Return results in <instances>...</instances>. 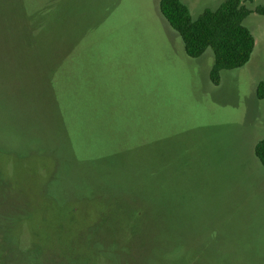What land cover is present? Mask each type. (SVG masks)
<instances>
[{"label": "rangeland", "instance_id": "1", "mask_svg": "<svg viewBox=\"0 0 264 264\" xmlns=\"http://www.w3.org/2000/svg\"><path fill=\"white\" fill-rule=\"evenodd\" d=\"M158 3L0 0V264H264V16L213 84Z\"/></svg>", "mask_w": 264, "mask_h": 264}, {"label": "trees", "instance_id": "2", "mask_svg": "<svg viewBox=\"0 0 264 264\" xmlns=\"http://www.w3.org/2000/svg\"><path fill=\"white\" fill-rule=\"evenodd\" d=\"M248 2L251 0H222L217 9H205L194 20L182 0H159L158 9L168 25L181 38L184 52L188 57H199L206 49H211L213 64L209 70V78L213 84H217L223 70L244 66L255 46L254 38L243 25V21L252 12L264 16V4L250 10L245 5ZM262 87L263 83H259L257 88L259 99L264 97ZM24 149L26 153L30 151L25 145ZM254 155L264 169V138L255 143ZM19 157L23 158L24 155L20 154ZM2 180L0 178V185L3 188ZM52 184L50 179V186ZM85 186L78 184L63 188V197H83L86 193Z\"/></svg>", "mask_w": 264, "mask_h": 264}]
</instances>
